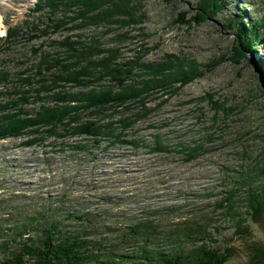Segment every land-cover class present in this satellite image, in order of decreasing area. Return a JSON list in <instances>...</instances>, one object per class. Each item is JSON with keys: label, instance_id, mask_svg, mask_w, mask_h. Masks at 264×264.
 Returning a JSON list of instances; mask_svg holds the SVG:
<instances>
[{"label": "rangeland", "instance_id": "rangeland-1", "mask_svg": "<svg viewBox=\"0 0 264 264\" xmlns=\"http://www.w3.org/2000/svg\"><path fill=\"white\" fill-rule=\"evenodd\" d=\"M199 1L133 0L140 21L137 25H112L109 33L104 27L73 32L71 35L99 38L105 49L117 48L122 62H158L166 55H176L207 67L202 68L204 76L178 95L163 98L160 93L148 101L152 111L138 120L134 130L126 131L125 141L140 140L139 148L104 140L98 149L86 154L71 148L85 142V137H70L64 143L51 138L33 147L22 144L25 138L0 139L1 197L24 196L37 206L44 199L51 208L66 198L71 201L66 208L92 209L102 213L105 223L120 228L128 219L142 217L157 221L158 229L165 231L184 228L188 222L200 224L204 233L198 239H204L208 249L227 253L225 264H248L258 248L264 255V231L245 214V190L236 195L242 205L236 208L237 218L245 221L240 230L226 217L225 206H218L234 184L240 186L249 179V183L260 185L263 180L256 176V169L264 165V34L246 57H237V35L227 26L230 20L247 25L251 19H260L264 0H224L219 14H207L205 21L199 24L195 20L191 27L182 24L179 18L195 17ZM38 2L0 0V25L4 27L0 33V72L7 74L8 81L38 62L41 54L59 53L60 49L49 44L66 36L63 30L49 29L46 17L40 19L42 14L35 12ZM239 11L245 12L243 19L237 18ZM44 29L48 34L42 32ZM10 34L16 36L14 40H7ZM52 71L53 66L48 73ZM7 82L1 83L0 91L13 90ZM206 95L227 109L228 115L217 114L203 100ZM141 111L134 104L116 119L137 118ZM157 138L173 147L200 142L206 152L187 162L180 153L152 151ZM104 196L113 200L102 203ZM0 219L3 222L4 214ZM59 219L66 220L65 216ZM246 226L247 230H241ZM198 239L196 245L183 243L184 249L200 246L203 242ZM165 243L158 248L172 249L171 241Z\"/></svg>", "mask_w": 264, "mask_h": 264}, {"label": "trees", "instance_id": "trees-1", "mask_svg": "<svg viewBox=\"0 0 264 264\" xmlns=\"http://www.w3.org/2000/svg\"><path fill=\"white\" fill-rule=\"evenodd\" d=\"M223 1L200 0L195 17L179 20L189 27L195 20L200 24L207 14L214 16L222 12ZM36 5L35 12L42 14L40 19L46 17L51 23L48 28L53 32L63 30L66 36L49 44L60 49L59 53L41 54L33 66L15 73L14 80L8 81L7 74L0 72V86L4 80L13 86L12 91H0L2 140L25 138L22 144L33 147L51 138L64 143L70 137H85V142L71 148L86 154L94 150L92 148L98 149L104 140L113 145L127 143L139 148L140 140L125 141L126 131L134 130L138 120L145 119L152 111L147 107L148 101L160 93L163 98L176 96L182 88L204 76L202 68L206 65L193 59L166 55L158 62L142 59L122 62L118 49L103 48L99 38L71 35L88 28L104 27L109 33L112 25H137L140 21L133 0H39ZM237 14V18L243 19L245 12ZM238 21L230 20L227 27L237 35L234 54L246 57V52L253 51L264 34V14L256 21L251 19L247 25ZM15 37L10 34L7 40ZM50 66L54 71L48 73L46 68ZM261 66L264 72V60ZM213 99L210 95L203 98L217 114L228 115L227 109ZM134 104L143 110L137 118L116 119ZM152 151L168 155L180 153L185 161L192 162L206 149L200 142L194 145L178 143L173 147L157 138ZM256 173L263 179L260 185L249 183V179L239 183L240 186L234 184L226 198L219 202L218 206H225V215L235 222L237 230L245 222L236 215V208L242 206L236 201V195L243 189L245 214L264 231V165L256 169ZM26 200L24 196L6 198L4 194L1 197L0 193V215L4 214L0 222V264H225L229 258L218 249H208L204 239H198L199 234L204 233L200 224L188 222L184 223V228L165 231L158 229L157 221L142 217L122 221L125 224L120 228L118 224L105 223L102 213L92 209L66 208L71 203L66 198L56 201L59 206L53 208L45 204L44 199L38 206ZM112 200L108 196L101 199L102 203ZM62 216L66 220L59 219ZM197 239L203 242L200 246L184 249L183 243L196 245ZM167 240L171 241L172 249H159ZM131 247L133 251L125 253L124 249ZM116 248L119 249L117 253ZM255 251L253 261L248 264H264L263 251L260 248Z\"/></svg>", "mask_w": 264, "mask_h": 264}, {"label": "bare ground", "instance_id": "bare-ground-1", "mask_svg": "<svg viewBox=\"0 0 264 264\" xmlns=\"http://www.w3.org/2000/svg\"><path fill=\"white\" fill-rule=\"evenodd\" d=\"M8 1H10V0H8ZM3 28H4L3 25H0V33L3 32L2 31ZM253 60L255 61V59H253Z\"/></svg>", "mask_w": 264, "mask_h": 264}, {"label": "water", "instance_id": "water-1", "mask_svg": "<svg viewBox=\"0 0 264 264\" xmlns=\"http://www.w3.org/2000/svg\"><path fill=\"white\" fill-rule=\"evenodd\" d=\"M51 68H52V66L46 68V72H49Z\"/></svg>", "mask_w": 264, "mask_h": 264}]
</instances>
